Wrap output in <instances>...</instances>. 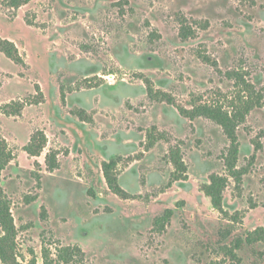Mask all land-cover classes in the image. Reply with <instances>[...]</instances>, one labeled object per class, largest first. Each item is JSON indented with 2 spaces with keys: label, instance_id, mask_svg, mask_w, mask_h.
I'll list each match as a JSON object with an SVG mask.
<instances>
[{
  "label": "rangeland",
  "instance_id": "rangeland-1",
  "mask_svg": "<svg viewBox=\"0 0 264 264\" xmlns=\"http://www.w3.org/2000/svg\"><path fill=\"white\" fill-rule=\"evenodd\" d=\"M0 38L18 55L0 48V193L21 260L264 264V240L246 239L264 227V0L0 3ZM204 104L253 107L235 174L223 127L180 112ZM112 159L127 197L108 185ZM213 174L228 178L225 212Z\"/></svg>",
  "mask_w": 264,
  "mask_h": 264
},
{
  "label": "trees",
  "instance_id": "trees-1",
  "mask_svg": "<svg viewBox=\"0 0 264 264\" xmlns=\"http://www.w3.org/2000/svg\"><path fill=\"white\" fill-rule=\"evenodd\" d=\"M31 0H0V3L6 4L9 7L19 8ZM0 48L9 54L11 57L17 59L18 55L13 51V45L0 38ZM18 60V59H17ZM149 92L151 96L153 95L150 87ZM253 107L250 105H245L243 108H237L235 111H228L220 105H199L198 107L192 110L180 109V112L187 117L194 119L196 117L205 116L211 120L219 123L229 138L231 145L229 148V167L232 174H235L234 168L237 165L238 154H239V141L237 135V127L245 121L246 115L251 111ZM83 109L77 111V114L80 118L83 119ZM47 137L42 131H38L33 134L31 142L27 146V150L30 154L37 156L40 155L43 149L46 147ZM176 155V156H175ZM175 164L177 166L178 172L185 171L186 167L183 163V160L180 159L178 154H173ZM116 165L114 159L110 161L103 162V169L105 177L107 179L109 187L117 194L122 197H127L128 193L120 186L119 179L112 173L113 168ZM6 166V161L0 164V172ZM47 166L50 170L58 168V155L57 152L53 151L47 155ZM177 175L175 178L179 179ZM210 184L205 186V191L211 197L213 206L220 212H225L223 205V193L228 182L226 176H220L218 174H213L210 178ZM0 226L3 233L0 235V260L3 264H39L37 259L33 257L32 259L25 261L21 260L20 256L15 252L16 244V225L14 219L10 212L9 206L6 202L2 200L0 193ZM247 241L250 243L264 240V227H260L247 236ZM72 250V249H71ZM82 253V251L76 247L72 250L69 255H75ZM56 262V263H55ZM43 264H57L56 259L51 258L49 255L45 256Z\"/></svg>",
  "mask_w": 264,
  "mask_h": 264
}]
</instances>
